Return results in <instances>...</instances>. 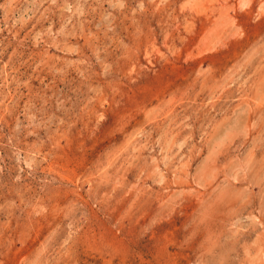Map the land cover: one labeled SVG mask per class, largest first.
<instances>
[{
    "label": "rangeland",
    "instance_id": "rangeland-1",
    "mask_svg": "<svg viewBox=\"0 0 264 264\" xmlns=\"http://www.w3.org/2000/svg\"><path fill=\"white\" fill-rule=\"evenodd\" d=\"M0 264H264V0H0Z\"/></svg>",
    "mask_w": 264,
    "mask_h": 264
}]
</instances>
